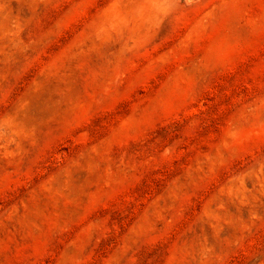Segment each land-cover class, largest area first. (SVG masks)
I'll list each match as a JSON object with an SVG mask.
<instances>
[{"label":"rangeland","instance_id":"374dc122","mask_svg":"<svg viewBox=\"0 0 264 264\" xmlns=\"http://www.w3.org/2000/svg\"><path fill=\"white\" fill-rule=\"evenodd\" d=\"M0 264H264V0H0Z\"/></svg>","mask_w":264,"mask_h":264}]
</instances>
